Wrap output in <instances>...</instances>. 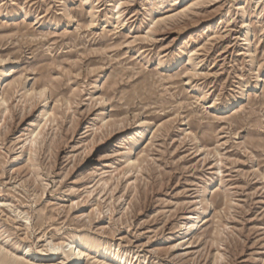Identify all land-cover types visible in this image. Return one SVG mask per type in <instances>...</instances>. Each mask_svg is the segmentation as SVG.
<instances>
[{
	"label": "rangeland",
	"instance_id": "rangeland-1",
	"mask_svg": "<svg viewBox=\"0 0 264 264\" xmlns=\"http://www.w3.org/2000/svg\"><path fill=\"white\" fill-rule=\"evenodd\" d=\"M0 264H264V0H0Z\"/></svg>",
	"mask_w": 264,
	"mask_h": 264
},
{
	"label": "bare ground",
	"instance_id": "bare-ground-1",
	"mask_svg": "<svg viewBox=\"0 0 264 264\" xmlns=\"http://www.w3.org/2000/svg\"><path fill=\"white\" fill-rule=\"evenodd\" d=\"M67 246H69L70 248V253H69V257L73 260V261H79L82 258V246L80 244H72L71 242L67 244Z\"/></svg>",
	"mask_w": 264,
	"mask_h": 264
}]
</instances>
